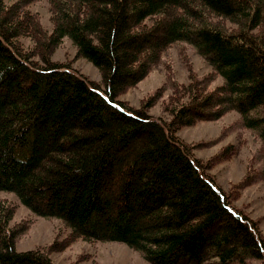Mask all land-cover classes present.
I'll return each instance as SVG.
<instances>
[{
    "label": "trees",
    "instance_id": "1",
    "mask_svg": "<svg viewBox=\"0 0 264 264\" xmlns=\"http://www.w3.org/2000/svg\"><path fill=\"white\" fill-rule=\"evenodd\" d=\"M30 1L0 0V192L68 234L18 250L32 222L11 224L16 205L0 198V264H55L50 250L78 239L126 243L152 264H264L259 221L234 204L253 175L224 190L211 169L233 147L202 160L177 134L235 110L231 127L250 129L264 157V0H48L50 32ZM65 37L102 82L52 59ZM179 42L213 71L176 86L169 121L148 112L160 93L119 99Z\"/></svg>",
    "mask_w": 264,
    "mask_h": 264
},
{
    "label": "rangeland",
    "instance_id": "2",
    "mask_svg": "<svg viewBox=\"0 0 264 264\" xmlns=\"http://www.w3.org/2000/svg\"><path fill=\"white\" fill-rule=\"evenodd\" d=\"M12 2L15 0H7ZM37 13L42 26L51 31L53 27L52 12L48 0H32L25 7ZM228 26L233 25L227 22ZM25 47L33 45L29 36L19 37ZM77 49L69 37L56 47L52 59L65 62L91 80L102 82L98 67L84 57L77 56ZM213 71L209 63L187 42L174 43L163 52L161 60L155 64L148 75L135 86L119 95L134 107H140L152 95L162 96L150 107L148 112L157 118L169 121L171 114L166 111L167 103H172V96L177 85L187 84L189 77L195 75L205 77ZM219 75L214 76L210 88L221 84ZM240 114L228 111L216 120H199L192 125L183 126L178 135L187 143L194 145V154L202 160H207L226 147H233V154L216 162L211 172L215 174L218 183L224 190L233 189L234 185L255 175L264 165V157L258 159L261 147L260 139L248 128L231 127L238 121ZM199 144L198 146H196ZM249 176L246 185H239L235 191L234 204L241 207L250 217L259 221L264 234V179ZM0 198L16 205L11 224L31 221L29 228L21 234L16 242L18 250L46 248L59 236L63 239L68 230L59 219L45 218L35 215L22 204L11 191H1ZM55 264H152L129 245L118 241H93L78 239L62 249H52L49 252ZM250 264H262L255 260Z\"/></svg>",
    "mask_w": 264,
    "mask_h": 264
}]
</instances>
